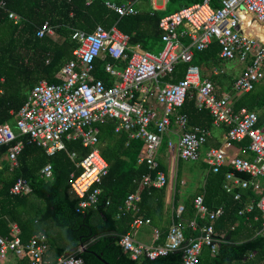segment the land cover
Returning a JSON list of instances; mask_svg holds the SVG:
<instances>
[{"label":"built area","instance_id":"1","mask_svg":"<svg viewBox=\"0 0 264 264\" xmlns=\"http://www.w3.org/2000/svg\"><path fill=\"white\" fill-rule=\"evenodd\" d=\"M107 8L120 18L135 16L138 11L133 2L120 5L107 3ZM0 7L5 4L0 2ZM8 19L14 25L21 17L9 11ZM249 18H246V16ZM253 25L264 26V0H221L220 8H213L210 0L194 4L163 16L158 23L163 44L158 55L130 46V37L118 30L98 25L92 32L78 31V43L74 58L56 74L58 84L40 81L30 91L27 101L18 112L12 114L13 124H0V147H7L10 171L19 166L18 157L24 148L23 138L28 137L47 157L58 152H67L66 141H79L88 152L77 160L76 153L68 157L76 171L70 174L71 193L80 202L78 209L84 210L97 203L100 185L109 172V165L99 149V125L107 121L116 122L115 132L124 131L131 140L144 144L138 164H146L153 172L157 168L156 157L173 123L179 130L174 144L167 141V149L185 162L203 161L208 170L217 174L229 158L219 148L204 150L210 131L188 124V116L181 112L187 99H193L198 110H206L215 127L227 128L226 140L249 144L244 152L252 158L234 157L230 161L231 171L225 176L226 192L233 188L252 189L255 199L245 203L239 215L257 210L263 220L264 232V117L257 111L242 108L234 111V102L229 94L218 95L214 83L203 78L198 66L192 64L194 54L206 50L216 42L221 63L243 65V71L234 78V93L244 95L254 90L264 79V42L251 34ZM53 36L54 30L45 22L37 32V38ZM108 56L113 63L104 65V72L112 79L110 86L95 76L96 62ZM187 65L183 77L174 81L175 67ZM160 107L158 110L155 108ZM245 174L249 180L239 178ZM41 179H52L51 164L39 172ZM167 178L162 171L143 175L138 189L127 196L125 213H131L133 229L150 225L151 221L141 214L138 203L143 189L163 188ZM31 188L23 178H18L10 188L11 195L29 194ZM240 201L241 194H234ZM196 218L207 220L208 225L199 226L196 219H182L183 207L175 210V218L169 227L163 244L147 245L134 240L131 233L121 236L119 245L130 259L155 260L170 253L181 251L182 264H198L203 247L216 252L219 240L213 223L223 214V209L210 211L204 197L193 200ZM198 232V236L187 239L184 230ZM13 239L0 236V262L9 256L28 264H85L75 254H63L51 260L50 246L43 234L34 235L27 243L20 240V229L11 225ZM154 239H159L155 230ZM81 251V249H80Z\"/></svg>","mask_w":264,"mask_h":264},{"label":"trees","instance_id":"2","mask_svg":"<svg viewBox=\"0 0 264 264\" xmlns=\"http://www.w3.org/2000/svg\"><path fill=\"white\" fill-rule=\"evenodd\" d=\"M136 1L0 0L5 4L4 8L0 7V124H13L10 111H19L37 83H59L56 74L74 58L73 51L78 47L74 36L78 31L89 33L98 25L107 30L116 25L119 31L130 37V46L147 52L161 51L163 44L158 23L163 16L171 13L165 14L149 8L140 10L135 16L120 18L106 6L107 3L120 5ZM210 1L213 8H220V0ZM201 2L203 0H168V3L177 7L174 12ZM9 11L21 17L18 25L8 19ZM45 22L53 28L57 39L48 35L36 37L38 28ZM251 31L264 42V26L253 25ZM219 51V45L213 42L206 50L194 54L192 64L199 67L203 78L209 77L211 65L220 62ZM107 63H113L119 68L124 63L116 65L108 56L97 60L95 76L110 86L112 79L104 72V65ZM186 67L185 64L175 67V82L183 77ZM231 100H236L234 111L246 108L260 112V120L264 117L263 88L255 86L253 91L244 95L234 93ZM181 112L188 116L190 126L209 129L213 124L209 113L198 110L193 99L186 100ZM116 125L114 121H107L98 126L99 143L104 145L100 152L109 165V172L100 185L101 193L97 203L84 210L78 209L80 200L71 193L69 176L76 169L67 152L76 153L77 160H80L88 150L79 141H66L67 152L47 157L28 137L23 138L24 148L18 157L19 166L10 173L9 166L0 171V236L13 239L10 225L16 224L20 229L22 243H27L34 235L43 234L56 257L75 254L85 264H102L96 255L109 264H182L181 251L155 260L133 261L119 245L121 236L129 232L133 222L131 213H125L127 196L138 189L143 175H154L156 171L166 173V170L160 163L153 172L148 170L145 163L138 164L144 144L140 140L129 139L124 131L116 133ZM236 144L239 151H244L249 140ZM6 152L7 147H0V158ZM232 159L233 157L228 159L219 173L208 171L203 189L189 197L184 206L182 219H196L199 226L208 225L209 222L196 218L193 208L196 196L204 197V203L210 211L223 209V214L213 223L219 240L216 252L212 253L209 247L204 246L198 264H264L263 220L259 212L254 210L252 213L239 215L247 201L256 200L252 189L233 188L229 193L224 189L225 176L231 171ZM47 164L52 166V179L49 181L39 176L40 170ZM200 168L206 170L207 166L202 164ZM238 176L249 180L245 174ZM18 178L28 182L30 194H10V188ZM179 188L180 180L177 179L174 206L179 198ZM236 193L241 194L240 201L234 200ZM164 194L165 186L141 191L138 206L141 214L150 219L153 225L156 224V219H162ZM29 196L37 199L36 205H28ZM172 215V220L177 221L175 211ZM168 232L169 229L165 228L159 244L165 242ZM184 234L187 239L199 235L198 232H191L188 227ZM81 246L85 247V252L80 251ZM16 264L28 262L24 259Z\"/></svg>","mask_w":264,"mask_h":264},{"label":"crops","instance_id":"3","mask_svg":"<svg viewBox=\"0 0 264 264\" xmlns=\"http://www.w3.org/2000/svg\"><path fill=\"white\" fill-rule=\"evenodd\" d=\"M137 2H138V0L136 2H134V7L138 11V14H139L140 10H145V9H141L140 7H138ZM210 3H211V1H210ZM152 4H154V3L152 2ZM220 4H221V0H220ZM151 9L162 11L161 10L162 7H160V6H154L153 5V7ZM51 37L54 39H57V37L55 35H53ZM233 66L234 67H240V71L237 74H234L232 72V70H228L225 67L224 62L221 63V61H220L217 65H214V66L211 65L212 70L209 73L210 75L208 74L209 77H207V78H209L214 83L218 95L229 94L232 97V95L234 94V91L232 89L233 80L236 76H238L243 71L244 66L240 65V64H236V63H233ZM233 102L235 103L236 100H234ZM155 106H156L155 108L157 110L160 108L157 105H155ZM9 114L12 115V114H14V112L10 111ZM208 130L210 131V137H209L208 143L206 144L204 150L207 148L222 149L227 158H231V157L234 158L237 156L243 157V155L249 154L248 152L239 151L238 145L236 143H231V142H228L226 140V134H227V128L226 127H224V126L215 127L212 124L211 128H209ZM178 133H179L178 128L172 123L168 133L165 135V137H166L165 139H167V141H168L171 139L172 136L177 137ZM163 140H164V138H163ZM173 157H174L175 161L180 160L177 158V155L174 153H173ZM249 159H251V158H249ZM156 162H157V164L160 163L162 166L165 167V170H166L165 175L167 178L169 177V175H173V173L171 174V172H169V168H170L169 162L170 161H169L168 157H165V155L160 154V151L156 157ZM202 164L205 165V163L201 160L196 162V167L193 169L192 172L187 173V176L183 177V176H179V175L175 174V178H176L175 184H176L177 179L180 180V188L177 192L179 198L177 199L176 206H174V200H175V194H176L175 186H174L173 191H171L170 189H168V190L166 189V191H165L164 199H163L164 209H163V216H162L161 220L156 219V222H154L156 224H154V225L151 223L150 225L142 226L143 228L144 227L147 228L145 230H142V227L133 229L130 225L129 232L131 233L134 240L141 242V243H144V244H147V245H156V244L160 243L159 241L161 240V237L164 235V229L165 228L169 229V227L171 225L172 216H173L172 213L178 207L184 208L187 199H189V197L199 193V191L201 189H203L204 184H205V176L209 170H208V168L206 170L200 168ZM175 165H176V163H175ZM5 166H9L6 154H4L0 158V171ZM173 166H174V162H173ZM8 171H9V173L11 172L10 167H9ZM24 195H28V194H24ZM11 225H16V224H11ZM11 225H10V228H11ZM141 230L143 231V234L145 233L144 235L148 236L147 239L150 238L149 242H144L141 240L139 241V240L135 239L136 235L137 234L139 235V231L141 232ZM155 230L159 233V236H160L158 240L154 239V236H155L154 231ZM144 235H141V236H144ZM80 249L82 251L81 247H80ZM49 256H50L51 260H54L56 258V254L52 249L50 250ZM250 258H251V256H250ZM17 262H18L17 259L9 256L4 261H1L0 264H3V263L4 264H16Z\"/></svg>","mask_w":264,"mask_h":264},{"label":"rangeland","instance_id":"4","mask_svg":"<svg viewBox=\"0 0 264 264\" xmlns=\"http://www.w3.org/2000/svg\"><path fill=\"white\" fill-rule=\"evenodd\" d=\"M152 2L154 4H152ZM154 6H160L162 7V11L165 13V14H168V13H172L174 12L177 7L174 6V5H171L170 3H168L167 0H138L137 2V6L140 7L141 9H149V8H152ZM160 52V50H155V51H152L151 53L155 54V55H158V53ZM225 67L228 69V70H232V72L234 74H237L239 71H240V67H234L233 66V63H225ZM256 87L258 89H264V79L258 83L256 85ZM258 114H260V112H258ZM164 140H163V143H162V147L160 149V154L162 155H165V157H168L169 159V172H171V174L173 173V175H169V177L167 178V184L165 186V191L166 189H170L171 191L174 190V186H175V174L176 175H179V176H187V173L189 172H192L193 169L196 167V162H185V161H180V160H174V157H173V153L170 151V150H167L166 148V144H167V139H165L166 137L164 136L163 137ZM174 144H176V137H171L170 139ZM169 141V140H168ZM99 149H103L104 145L103 144H100L99 143ZM243 157L249 159V158H252V156L250 154H245L243 155ZM173 162H174V166H173ZM176 163V165H175ZM198 169V168H197ZM37 204V199L33 196H29L28 197V205H36ZM42 205V204H41ZM147 228H143L142 227V230H145ZM141 230V232L139 231V235L137 234L136 235V238L137 240H141V241H144V242H149L150 241V238L147 239V235H144L143 234V231ZM53 234H54V231H53ZM144 235V236H141V235ZM1 263V262H0ZM4 264V263H3Z\"/></svg>","mask_w":264,"mask_h":264},{"label":"water","instance_id":"5","mask_svg":"<svg viewBox=\"0 0 264 264\" xmlns=\"http://www.w3.org/2000/svg\"><path fill=\"white\" fill-rule=\"evenodd\" d=\"M81 248H82V251H83V252L86 251L84 246H81ZM96 257H97V259H98L102 264H109V263H107L105 260H103V259L101 258V256L96 255Z\"/></svg>","mask_w":264,"mask_h":264},{"label":"bare ground","instance_id":"6","mask_svg":"<svg viewBox=\"0 0 264 264\" xmlns=\"http://www.w3.org/2000/svg\"><path fill=\"white\" fill-rule=\"evenodd\" d=\"M251 34H252L254 37H257V35H256V34H254L253 32H251Z\"/></svg>","mask_w":264,"mask_h":264}]
</instances>
